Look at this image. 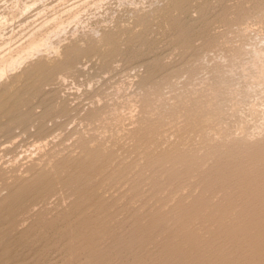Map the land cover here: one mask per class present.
I'll list each match as a JSON object with an SVG mask.
<instances>
[{
    "label": "rangeland",
    "instance_id": "1",
    "mask_svg": "<svg viewBox=\"0 0 264 264\" xmlns=\"http://www.w3.org/2000/svg\"><path fill=\"white\" fill-rule=\"evenodd\" d=\"M42 33L0 77V264H264V0H0V66Z\"/></svg>",
    "mask_w": 264,
    "mask_h": 264
},
{
    "label": "bare ground",
    "instance_id": "2",
    "mask_svg": "<svg viewBox=\"0 0 264 264\" xmlns=\"http://www.w3.org/2000/svg\"><path fill=\"white\" fill-rule=\"evenodd\" d=\"M26 7V6H25ZM77 15V14H76ZM75 15V16H76ZM3 19V18H2ZM12 19V18H11ZM4 20V19H3ZM6 20V19H5ZM4 23V22H3ZM6 23V22H5ZM58 25V24H57ZM56 25V26H57ZM59 26H62L61 24H59L58 25V27ZM57 27V28H58ZM56 31L58 30V29H56V27L54 28ZM61 29V28H60ZM34 33H36V32H34ZM44 33V32H43ZM42 33V34H43ZM47 33H52V32H50V31H48ZM41 34V33H40ZM43 35H46V34H43ZM49 35V34H48ZM48 35H46V36H40L39 37V39L38 38H33V36H30V37H28V38H30V40L28 41V43L26 44V46H21L22 48H24V49H22L20 46V48H21V51L23 52V53H21L19 56H17V57H15V58H12V57H10L9 58V60H7V61H5L6 60V58H4L5 60V62L4 61H1V62H4V64L3 65H1L0 66V77H2V75H4V73L5 72H7L6 70L8 69V70H10L11 68H13L14 66H16L18 63H20L21 61H25V60H27V59H25V58H27V56L29 55V54H31V53H34V52H37V51H41V50H44V48H45V50L46 49H48L49 47V45H51V44H48V42H49V40H48ZM36 36V35H35ZM34 36V37H35ZM47 44H48V46H47ZM52 47V46H51ZM50 47V48H51ZM17 50V49H16ZM16 50H14L15 52H16ZM259 50V49H258ZM18 51H19V49H18ZM253 51V50H252ZM254 52V55L253 56H255V58H257V57H259V55L260 54H262V52H264V50H259V51H253ZM9 53V52H8ZM13 54H15V53H13ZM17 54V53H16ZM11 55V54H10ZM9 55V56H10ZM9 56H7V58L9 57ZM15 56V55H14ZM0 57H1V55H0ZM5 57H6V54H5ZM29 57V56H28ZM262 57V56H261ZM254 58V57H253ZM25 59V60H24ZM251 59V58H250ZM22 63V62H21ZM260 63V62H259ZM2 64V63H1ZM18 65H20V64H18ZM246 65V64H245ZM249 65V64H248ZM255 65V64H254ZM252 66V67H254L255 68V66ZM260 65H262V64H260ZM245 67V66H244ZM260 67V66H259ZM14 69V68H13ZM50 69V68H49ZM49 69H46V70H49ZM243 69V68H242ZM261 69V68H260ZM12 70V69H11ZM15 70V69H14ZM43 71V70H42ZM243 72V71H242ZM244 73V72H243ZM257 75V74H256ZM261 75V74H260ZM31 76V75H30ZM43 77V76H42ZM40 79V78H39ZM254 79V78H253ZM258 79V78H257ZM256 79V80H257ZM43 80V79H42ZM252 80V79H251ZM258 81V80H257ZM249 89V88H248ZM253 90V89H252ZM9 107V106H8ZM206 121V120H205ZM262 121V120H261ZM260 121V122H261ZM93 122V121H92ZM263 127V126H262ZM261 129V128H260ZM43 138V137H42ZM91 145V144H90ZM158 148V147H157ZM165 156V155H164ZM95 162V161H94ZM50 181V180H49ZM47 183V182H46ZM49 183V182H48ZM58 183V182H57ZM49 184H51V183H49ZM48 184V185H49ZM46 185V184H45ZM48 190V189H47ZM261 206V205H260ZM66 225V224H65ZM34 227V226H33ZM161 230V229H160ZM157 234V233H156ZM152 237V236H151Z\"/></svg>",
    "mask_w": 264,
    "mask_h": 264
}]
</instances>
